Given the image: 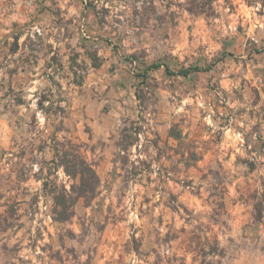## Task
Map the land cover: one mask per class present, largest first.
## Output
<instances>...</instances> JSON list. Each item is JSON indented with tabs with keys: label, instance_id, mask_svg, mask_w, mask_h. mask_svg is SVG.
Segmentation results:
<instances>
[{
	"label": "rangeland",
	"instance_id": "obj_1",
	"mask_svg": "<svg viewBox=\"0 0 264 264\" xmlns=\"http://www.w3.org/2000/svg\"><path fill=\"white\" fill-rule=\"evenodd\" d=\"M48 1L85 28L87 20L78 0ZM179 1L153 0V6L144 7L141 0H98V6L109 8L103 26L119 35L121 52L135 53L144 63L162 61L172 67L203 65L216 57L222 60L213 68L217 76L201 72L190 79L166 78L163 66L155 71L152 86L145 90L147 108L141 111L143 130L137 140L141 145L136 141L128 148L129 163L125 164L117 159L116 147L108 164L113 171L99 176L102 195L98 193L89 205L79 199L70 219L53 220L52 198L43 184L41 190L28 185L25 191L14 181L24 176V169L13 157V163L5 165L11 155L1 138L6 105L0 107V200H17L9 209L10 218L25 215V221L0 218V227L16 225L0 234V264H264V0L251 4L232 0V9L218 0L215 17L192 15ZM39 2L0 0V11L29 20L36 30L41 20L36 12ZM254 48L261 51L256 53ZM108 68L105 65L102 73H96L104 81L94 76L82 86H72L71 105L89 99L103 109L112 107L117 98L106 85L105 79L113 78ZM216 107L236 108V114L241 111L248 117V138L244 137L242 156L234 159L233 173L218 159L200 167L202 154L193 137L182 145L194 152L191 157L188 153L186 161L167 159L164 147L156 146L158 138L154 144L150 124L158 114L206 126ZM10 111L16 117L17 111ZM16 124L21 133L29 132L30 127H20L17 120ZM78 131L73 127L69 139L80 145L81 154L97 170L102 155L92 156V151L104 142L87 141L90 128L81 130L86 133L83 140ZM220 136L216 134L217 139ZM209 143L204 140L203 148L210 149ZM50 178L70 186L62 167ZM24 196L30 198L26 207Z\"/></svg>",
	"mask_w": 264,
	"mask_h": 264
},
{
	"label": "crops",
	"instance_id": "obj_2",
	"mask_svg": "<svg viewBox=\"0 0 264 264\" xmlns=\"http://www.w3.org/2000/svg\"><path fill=\"white\" fill-rule=\"evenodd\" d=\"M78 1L81 4L82 17L87 20L85 28L76 26L73 23L75 19L67 17L61 6H56L53 1L44 0V4L49 5L52 3V6L59 8L60 16L64 22L67 19H71L72 22L66 25L58 24L56 16L50 10L37 8V16L41 20L36 25L37 29L40 28L39 33L42 32V41L33 40L30 46L23 43V41L28 32L32 35L36 31L35 24H30L29 20L20 21L17 16L14 18L0 11V107H3V104L6 105L4 117L1 119L3 126L1 138L8 148L7 154L11 155L5 165L12 164L11 157H13L18 160L20 166H23L24 176L18 179L15 178L14 181L25 191L30 189L28 185L39 190L42 189V184L47 176L48 165H41L40 158L46 161L52 159L55 152L52 138H57L58 135L61 137V134L64 135L63 138H70L69 131L73 127L80 129L78 132H80L82 140L86 133L81 130L87 127L91 129L90 138H88L89 134L87 133V141L104 142L102 148L92 151V156H95V152H98L99 156L102 155L103 161L96 170L98 175L102 177L108 170L111 171L112 169L113 171L112 165L108 166V164H110L109 161L117 149L121 127L130 120H137L142 115V112L138 109V100L135 95L136 86L139 82L135 72L140 70L144 62L138 59L130 63L121 58L118 38L113 36L114 34L105 31L104 24L100 25L93 14H85L84 3L81 0ZM1 5L0 3V7ZM39 5H41L40 2ZM95 25H98V28L92 29ZM67 30L73 31V33L68 34ZM57 31H59L58 34H56ZM15 36L18 37L17 47L12 49L11 44ZM82 45L95 47L97 55L102 58V64L97 68L88 66L80 84L73 83L66 77H59L58 74L54 75V80L50 79L48 74L52 73L53 66L49 65V62H51L53 54L61 59L66 69L69 57L74 50L80 52L78 60L83 59L86 63H89V58L86 57ZM114 45H117V50ZM136 63L139 67H132V64ZM105 65L109 66L108 70L113 74V78L110 79L111 82H109L108 77L105 79L106 85L109 86L112 93L116 94L115 97L117 98L112 107L103 109L102 104L89 99L71 105L69 97L71 87L82 86L85 81L93 80L94 76L104 81L101 74L97 75L96 73H102ZM160 68L149 71L152 79L155 71ZM201 72L209 73L212 76L219 75L216 70L211 69L209 71L194 72L187 77L167 75L164 71L165 75L163 76L166 78L181 77L190 79ZM58 82L60 85H57ZM44 92L50 94V100H55L58 96L62 98L60 101V105L64 109L62 116L56 117L51 113L42 112L38 108L37 98ZM13 95L19 96L22 101L15 102ZM47 103L48 101H45V104ZM7 109L9 111L11 109L16 110V117L12 118L9 115L11 111L9 112ZM38 110L41 111L39 114H44V117H35ZM235 111L236 108L232 107H216V112L206 126L204 122H201L200 125L195 123L187 125L173 117L166 118V116L162 117L158 114L150 127L158 135L157 148L163 149L162 147H164L167 159L178 158L186 161L188 153L192 154L194 152L184 150L182 145L184 141H189L188 138L193 137L198 143L195 148L202 154V158L199 159L200 167L203 168V165L210 159H218L223 160L228 171L233 173L235 168L234 159L242 156L243 141L244 137L248 138L249 126L246 114L244 113L243 116V112L240 111L236 114ZM16 120L20 127H30L29 132L21 133L16 127ZM35 125L43 129L40 131L35 130ZM171 126L180 132V139L169 135ZM145 132L147 134V131ZM219 133L221 136L217 139L216 134ZM110 137L112 138L110 139ZM206 139L210 141V149H205L202 146V142ZM10 144L15 145V147H9ZM87 153L90 154L89 151ZM28 158H32L31 162L28 161ZM46 161H44L45 164ZM9 173L14 178L13 173ZM22 199L24 201L23 206H28L30 198L24 196ZM15 201L17 200H0V218H6L8 222H14L17 218L19 221H25L23 220L25 218L24 214H14V218H10L9 209L15 207ZM11 228L15 229L16 225L8 223L0 227V234L5 235Z\"/></svg>",
	"mask_w": 264,
	"mask_h": 264
},
{
	"label": "trees",
	"instance_id": "obj_3",
	"mask_svg": "<svg viewBox=\"0 0 264 264\" xmlns=\"http://www.w3.org/2000/svg\"><path fill=\"white\" fill-rule=\"evenodd\" d=\"M84 3L86 13L93 14L97 22L100 25L106 23V15L109 12V8L104 6H98V0H81ZM144 7L153 6V0H141ZM218 0H181L178 4L192 15H204L206 17H215L219 15V12L215 8V4ZM257 0H246L247 3L251 4ZM44 0H40L41 9L46 8L50 10L55 16L58 24L66 25L72 22L71 19H67L65 22L61 18L59 13V8L52 6V3L49 5L43 3ZM232 9L233 2L232 0H224ZM263 3V2H262ZM40 9V10H41ZM67 29V28H66ZM42 32L34 31L31 35L29 32L24 38L23 43L31 45L33 40L39 42L42 41ZM59 31L56 32L58 34ZM68 34H72L73 31H68ZM116 38H119V35H113ZM17 36L14 37L11 44V48L14 49L17 47ZM83 51L87 58H89V63H86L83 59L78 60L80 52L73 51L69 57V63L67 69L64 68L63 62L61 59L53 54L51 56V64L53 66L52 73L48 74L50 79L54 80V75L58 74L59 77H66L69 81L73 83L80 84L84 72L87 67L97 68L102 64V58L97 55L95 47L82 45ZM117 48V45H114ZM261 49H264L262 46ZM256 53H259L261 50L254 48ZM120 57L124 60L133 63V61L138 60V56L135 53L119 52ZM222 57H216L203 65L198 64H189V65H179L177 67H172L166 62L154 61L151 63H144L140 70L135 72V75L138 77L139 82L136 86L135 95L138 100V106L140 111L147 108L146 103V94L145 90H148L152 86V78L149 75V71L157 69L161 66L164 67V71L167 75H179L187 77L194 72L199 71H209L213 69L217 61H221ZM140 62V60H139ZM57 85H60L59 82ZM50 94L44 92L39 95L37 98V106L43 112L51 113L56 117H60L64 113L63 107L60 105L62 98L59 96L55 100H50ZM13 100L15 102L22 101L19 96L13 95ZM45 101H48L45 104ZM142 115L139 116L137 120H130L128 123L124 124L120 129V137L117 141V146L119 152H117V159L121 160L124 164L129 163L128 158V148L138 140V133L142 129L141 123ZM169 135L177 139H180V132L176 131L173 126L169 129ZM156 138L158 135L155 133V139H153L154 144L156 143ZM52 144L54 146L55 152L54 157L49 161H46L48 165V171L46 179L43 182V187L45 192L51 195L52 198V218L54 221L64 222L73 215L74 207L79 199L83 200L84 205H89L91 200L99 193L100 190V177L96 171L95 163L88 161L80 152V145L76 144L69 138H64L59 140L56 137L52 138ZM121 150L123 152H121ZM192 154H190L191 157ZM141 163H146L145 160H141ZM58 167H62L63 172L71 180L69 188H66L64 184H57L55 180L50 178V174ZM132 169L136 170L137 166L132 164Z\"/></svg>",
	"mask_w": 264,
	"mask_h": 264
},
{
	"label": "built area",
	"instance_id": "obj_4",
	"mask_svg": "<svg viewBox=\"0 0 264 264\" xmlns=\"http://www.w3.org/2000/svg\"><path fill=\"white\" fill-rule=\"evenodd\" d=\"M36 31H38L39 32V29H36ZM41 111L40 110H38V113L37 114H39ZM207 116H209L210 117V113H208L207 114ZM140 134H141V132L140 133H138V139H140ZM136 145H138V146H140L141 144H140V142H136Z\"/></svg>",
	"mask_w": 264,
	"mask_h": 264
}]
</instances>
